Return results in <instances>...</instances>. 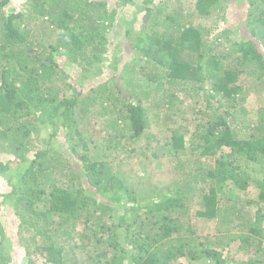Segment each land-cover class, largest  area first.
Returning <instances> with one entry per match:
<instances>
[{
	"label": "trees",
	"instance_id": "obj_1",
	"mask_svg": "<svg viewBox=\"0 0 264 264\" xmlns=\"http://www.w3.org/2000/svg\"><path fill=\"white\" fill-rule=\"evenodd\" d=\"M176 1L169 9L122 0L135 4L142 24L134 38L125 29L130 41L120 38L109 54L117 14L103 1L24 0L16 8L0 0V264H16L7 208L24 264H264V102L251 122L243 106L249 94L264 93V0H237L247 7L245 34L233 39L230 28L208 37L194 15L224 20L234 0H187L193 10L186 12V0ZM116 49L141 64H125ZM60 59L76 68L68 72ZM105 70L108 78L91 81ZM185 104L189 125L168 128L166 118ZM160 108L170 113L159 120L169 132L152 157L177 158L182 175L171 194L142 200L114 159L130 149L127 138L131 145L148 138L149 113L160 117ZM40 134L45 148L34 150ZM60 136L71 160L55 149L65 146ZM76 139L94 143L95 155L83 147L78 154L70 147ZM229 184L239 191L253 184L256 192L244 201L235 194L241 201L228 213L222 190ZM215 219L225 235L213 242L197 222ZM238 230L247 232L238 238L246 260L225 253Z\"/></svg>",
	"mask_w": 264,
	"mask_h": 264
},
{
	"label": "rangeland",
	"instance_id": "obj_2",
	"mask_svg": "<svg viewBox=\"0 0 264 264\" xmlns=\"http://www.w3.org/2000/svg\"><path fill=\"white\" fill-rule=\"evenodd\" d=\"M96 1H103L106 3V7L108 9H114L116 11V20H115V27L114 29H110V34H109V42L110 45V51L109 54H112L114 51V48L116 47V43L120 38H123L124 41H130L128 38L125 37V29L132 28V32L130 37L134 38L135 33L137 30L140 28L142 24V14L137 13L134 17V14L136 12L135 10V4L132 5H127L123 6L122 0H96ZM185 1V0H184ZM234 4L229 3V5L226 7V15L224 20L221 18H217L215 15L209 16L208 18H201L198 17L197 15H194V23L195 24H201L203 27L210 28V35L208 37H213L218 34L222 29L224 28H230L232 29V33L230 34V38L233 39L234 37H240L245 34L243 25L246 21V15L245 13L247 12V7L245 4V0L243 1L244 3L241 5L239 8L237 5V0H234ZM15 3L16 8H20L24 0H13ZM183 2V1H182ZM154 4L159 7V6H165L166 8L173 9V7L179 6L180 4L176 0H154ZM183 8L186 11L188 10H193V7L190 6L187 3V0L185 3H183ZM134 17V18H133ZM244 33V34H242ZM126 38V39H125ZM108 40V41H109ZM255 44L259 46L258 42H261L259 40H254ZM130 43V42H129ZM261 47H264V40L262 41ZM122 48V46L120 47ZM115 53L119 57H125L127 61L125 64H131L132 62H136L138 64H141L139 62L140 60H130L132 56H127L126 51L124 52L122 49H116ZM129 58H127V57ZM60 62L63 66V68L67 69L68 72L71 71L72 68H76L73 62H65L64 59H60ZM67 72V73H68ZM97 72V69H96ZM124 74L126 75L125 79H130L131 81L134 79L142 78L143 83H146V78L147 75L145 74H132L129 71H123ZM112 73H108V70H105L103 74L101 75H96L93 76L92 82L95 84H98L102 81L105 80V78H108ZM132 75V76H130ZM156 82L159 83L160 80H162L161 76L159 78L152 77ZM148 82V81H147ZM159 92H162V88L159 90ZM262 102H264V93L262 94H249L247 98H245L244 101V107L246 108L248 114H246V119L251 122L256 119V114L255 111L256 109L262 105ZM182 109H184L183 113H175V111L172 112V119L166 118V122L168 124V128L176 127L177 129L181 130L182 125H189V119L192 118V107L190 105H184L182 106ZM159 114L161 115L160 117L156 116L155 110L153 114H150V117L148 118L151 120L152 126L149 128V136L148 138L142 139V141L138 143L132 142L133 145L129 144V139L128 140V152H123L119 153L117 152V156L115 157V163L117 164V168L122 169L121 176L122 178L125 179V182L131 183L133 186H135L136 191L138 194L141 196L142 200L145 199H155L156 195L159 192L165 191L169 192L171 194V190H174L173 181L175 180V177L177 178L178 175H182L180 173L181 167L179 163L177 162L178 159L174 157V159L169 158V157H160L159 159H155V157H152V150L154 146H159L161 144L165 143V139L168 136L169 129L166 128L165 125L162 126L161 122L159 120H162L165 115H170L169 111H165L160 108L158 110ZM161 118V119H160ZM176 124H173V121ZM190 127V126H188ZM45 134V133H44ZM44 134H40L38 137L35 138V143H36V148L34 150L38 149H44L45 146L44 144L41 143V140L39 138L44 137ZM59 143L65 144V146L62 149L58 148V143L55 146V149L58 151V153L61 155V158L63 159H72L70 157V148H68L69 144L66 146V140L60 136L58 139ZM79 140L76 139V143L78 145L70 147H75L77 153L80 154L81 148L85 149L87 155H90L91 157L95 155V150L94 143L85 145V141H80L81 143L79 144ZM115 153V152H114ZM186 158L189 157V160L196 161L198 157L192 156L191 154H188L185 156ZM77 156H74V159H76ZM113 159V157H111ZM203 163L212 164L213 159L209 160H204L201 159ZM205 161V162H204ZM8 176V175H6ZM4 176V177H6ZM200 185V184H199ZM190 186L193 187V184L191 183ZM200 186H203L201 184ZM0 188L1 191H4L6 188V181L2 180L0 181ZM255 187L253 184H249L247 189L244 191H239L234 187L232 184L226 185L223 188V204L224 207L222 210H229L230 206L232 207L231 210H233V207H237V203H239L241 200L238 202L236 201L237 198H243L242 200L244 201L245 199L250 198L249 196L251 194H255ZM235 194L238 196H235ZM192 196V195H191ZM237 197V198H236ZM220 211V215L222 216L224 214V211ZM192 211V210H191ZM253 211V210H252ZM6 212L5 217H4V222L3 225L6 228V233L9 236V240L11 244L13 245L14 249V255L16 254L17 256L13 260V262L16 264H24L26 262V254L25 251L20 245V243L16 242L18 235H17V225H16V219L15 216H13V212L10 208H7L5 210ZM229 213V211H228ZM186 216H189V214L183 215L185 218ZM187 218V217H186ZM219 220H211V221H198L197 225L199 226V229L203 232H199L200 235H207L211 237V241H220V238L225 235L224 232H218L215 230V228L219 227L218 226ZM225 231V229L223 230ZM243 231V232H242ZM238 230L232 233L233 240L230 241L229 245H226V243L229 241V238L225 239L224 243L221 245H226L228 248L225 247V253L228 257L231 259L235 260H246V258L249 256L248 253H245L244 250H241L239 248V235H243L244 230ZM198 233V234H199ZM235 237V238H234ZM218 245V242H217ZM33 259L37 260L36 254L33 256ZM39 261V260H38ZM37 261V262H38ZM39 263V262H38Z\"/></svg>",
	"mask_w": 264,
	"mask_h": 264
},
{
	"label": "water",
	"instance_id": "obj_3",
	"mask_svg": "<svg viewBox=\"0 0 264 264\" xmlns=\"http://www.w3.org/2000/svg\"><path fill=\"white\" fill-rule=\"evenodd\" d=\"M229 122H233L231 118L229 119Z\"/></svg>",
	"mask_w": 264,
	"mask_h": 264
}]
</instances>
